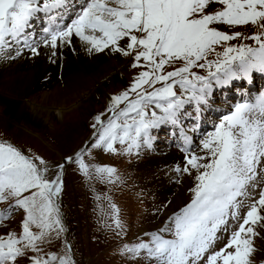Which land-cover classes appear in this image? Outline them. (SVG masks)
Instances as JSON below:
<instances>
[{
  "label": "snow or ice",
  "instance_id": "6c2138e0",
  "mask_svg": "<svg viewBox=\"0 0 264 264\" xmlns=\"http://www.w3.org/2000/svg\"><path fill=\"white\" fill-rule=\"evenodd\" d=\"M69 7V0H0V52L10 46L9 38L19 42L36 14ZM248 25L257 29L250 36L231 31ZM44 31L45 45L50 43L53 49L58 41L71 44L75 34L91 45L89 52L112 46L113 51L133 57L132 67L147 68L134 77L129 89L110 98L106 112L112 115L106 122L102 119L105 113L94 117L93 127L99 128L92 147L105 152L117 153V143L125 146L123 153L142 145L151 148L150 129L178 125L181 116L189 114L185 106L193 102L199 113L214 86L251 81L253 74H264V0H83L69 24ZM233 40H251L256 46L228 44ZM31 51L39 55L36 48ZM195 69L205 70L206 75ZM130 93L135 99L129 98ZM121 104L125 106L119 108ZM184 139L189 140L186 135ZM202 146L207 156L193 153L187 158V165L197 171L191 203L173 214L164 227L146 233L149 242L125 244L121 255L136 264H256L259 249L254 238L260 233L255 226L264 227V92L254 100L237 103L214 125ZM84 151L76 154L75 161L85 176L91 175L92 167L101 179H119L111 166L86 163ZM72 159L66 158L68 162ZM57 167L54 178H49V166L42 157L26 156L11 143L0 142V202H8L0 210V223L10 219L14 210L26 213L19 235L9 232L0 237V264H19L21 259L28 264H75L67 242L62 253L45 252L41 247L52 245L65 231L53 200L63 189L64 165ZM183 171L191 175L188 167ZM250 186H260L259 198L217 250L223 238L217 234L228 232L229 217L241 218L238 197H248ZM111 207L116 227L122 229L119 210Z\"/></svg>",
  "mask_w": 264,
  "mask_h": 264
},
{
  "label": "rangeland",
  "instance_id": "374dc122",
  "mask_svg": "<svg viewBox=\"0 0 264 264\" xmlns=\"http://www.w3.org/2000/svg\"><path fill=\"white\" fill-rule=\"evenodd\" d=\"M231 31H240L250 36L257 29L248 25ZM238 43L256 46L251 40L228 42L230 45ZM217 50L222 49L218 47ZM214 58V56L210 57V59ZM118 60L122 63V75L118 80H109L105 84H100L93 79L81 91L76 90V87L62 84L58 95L50 98L45 97L48 91L44 88L27 99L34 104L31 110L24 108L23 111L21 109L17 112L0 100V142L11 143L26 156L42 157L49 166V178H54L59 171L58 165H64L63 189L59 196L53 197V200L59 207L60 219L65 231L52 245L42 244L41 247L45 252L62 253L64 243L67 242L71 245V255L75 264H136L127 256L121 255V249L125 244L149 242L150 236L145 235L147 232L153 233L164 227L166 222H170L169 218L173 214L191 203L194 198L192 189L197 183L195 180L197 171L187 165V158L193 153L200 156L201 152L205 153L202 141L223 117L215 115L212 117L215 121H212L213 114L209 116L206 122L212 124L210 129L196 138V145L187 150L188 155L181 154V157H175L174 162H172L174 157L171 155L181 151L182 147L173 143L172 130L168 129L170 123L150 129L153 137L151 148L142 145L139 150L134 148L131 153H123L122 149L125 146L119 143L115 145L117 153L93 148L92 144L97 139L96 133L99 128V125L93 127L96 123L94 117L105 113L102 119L106 122L112 115L106 112L110 98L129 89L134 77L141 71L147 70L145 67H132L134 63L132 56H124L120 53ZM140 63L143 65L145 62L141 60ZM166 70L172 69L166 66ZM195 71L206 75L205 70L195 69ZM161 86V84L155 85V87ZM145 88L152 90L147 85ZM244 88L246 85L240 89L243 91ZM230 90L239 91L235 87ZM82 92L90 98L88 101L83 102ZM129 98L135 99V94L130 93ZM56 99L66 100L65 107L62 106L63 104L54 105L53 101ZM216 102L223 104L224 101L216 98ZM192 104L193 107L188 109L189 114L195 108V103ZM192 104H188L186 108ZM124 106L125 104H121L119 108ZM56 108H62V112L57 111L54 116L51 115ZM148 110L150 113L151 106ZM156 111L159 114V110ZM189 114L186 115L188 116L186 120L191 119ZM198 115L199 113H196V117ZM82 149H85L83 158L86 163L90 166H111L116 169L115 175L119 179L114 182H109L107 176L101 179L95 175V169L92 167L89 168L91 175L85 176L75 161L76 154ZM68 157L73 158L71 162L66 160ZM208 160L210 161V157ZM185 167L189 168L191 175L183 171ZM177 168L180 171H177ZM259 179L258 176L257 180ZM255 190L259 191L260 186ZM238 200L242 202L241 218L236 220L228 218V232L217 234L223 237L217 242V250L227 242L230 233L238 228L239 223H242V217L253 202L251 200L246 205L244 196L238 197ZM112 205L119 210L122 229L116 227ZM7 206L8 202H0V210ZM261 214L264 215V209H261ZM25 215L22 209L14 210L10 219L0 223V237H6L9 232L19 235L22 232L21 221ZM255 227L260 233V236L254 238V244L259 249L255 254V261L256 264H261L264 261V227L259 224ZM32 230L36 231V228L33 226ZM165 237L171 238L167 233ZM29 255L34 254L29 253ZM19 264H28V261L21 259ZM139 264H143V261Z\"/></svg>",
  "mask_w": 264,
  "mask_h": 264
},
{
  "label": "bare ground",
  "instance_id": "6f19581e",
  "mask_svg": "<svg viewBox=\"0 0 264 264\" xmlns=\"http://www.w3.org/2000/svg\"><path fill=\"white\" fill-rule=\"evenodd\" d=\"M82 2L83 0H69L70 7L68 9H53L49 13L40 12L30 21L25 34L18 38L19 42L9 38L10 46L0 52V100L5 102L9 108L17 112L21 109L23 111L24 108L31 110L34 104L27 99L44 88L48 91L45 97L50 98L58 95L62 84L76 87V90L81 91L93 79H96L100 84H105L109 80H118L121 77L122 63L120 61L122 59L118 60L120 53L113 51L112 46L102 52H97L94 49L89 52L88 49L91 45L81 41L75 34L71 38V44L57 42L58 46L55 49L51 47L50 43L47 46L41 45L45 44V39L48 38L44 29H51L57 24L61 27L69 24L75 18V13L79 11V5ZM73 5L74 7H72ZM43 26L45 27L42 29ZM25 39H27V44L24 43ZM119 43L123 46L124 41ZM31 48H36L39 55L30 52ZM18 52L19 54H17ZM117 71L118 73H116ZM244 81L248 88L253 90L258 84H264V74H253L251 81L237 80L226 86H214L208 104L201 106L198 117L186 120L188 116L182 115L178 125H170L172 131L174 130V137L181 141L183 150L196 145V138L202 136L211 127L212 124L206 122L209 120V116L212 114L224 116L237 103L255 99V96L247 88L241 94L230 90L234 85L241 86ZM262 92H264V86L260 90V93ZM216 98L225 101V104L217 103ZM228 98L232 100L226 101ZM82 99L83 102H86L90 98L82 92ZM53 103L56 106L63 104L62 106L65 107L67 101L56 99ZM186 110L189 112L187 108ZM57 111L62 112V108H56L54 112H51V115L54 116ZM194 111L197 112L196 108H193ZM181 129H183L184 135L189 138L187 142L184 135H181ZM203 151L205 153L201 152V156H207V151ZM181 154L188 155L184 151L174 152L171 155L174 157L172 162L176 160L175 157H181ZM259 191L250 186L248 189L249 198L245 199L244 196L245 204L247 205L255 197L258 199Z\"/></svg>",
  "mask_w": 264,
  "mask_h": 264
}]
</instances>
